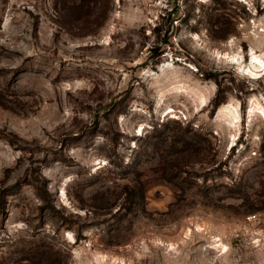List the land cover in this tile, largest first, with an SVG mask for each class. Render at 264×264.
Listing matches in <instances>:
<instances>
[{
	"label": "rangeland",
	"instance_id": "obj_1",
	"mask_svg": "<svg viewBox=\"0 0 264 264\" xmlns=\"http://www.w3.org/2000/svg\"><path fill=\"white\" fill-rule=\"evenodd\" d=\"M0 264H264V0H0Z\"/></svg>",
	"mask_w": 264,
	"mask_h": 264
},
{
	"label": "bare ground",
	"instance_id": "obj_2",
	"mask_svg": "<svg viewBox=\"0 0 264 264\" xmlns=\"http://www.w3.org/2000/svg\"><path fill=\"white\" fill-rule=\"evenodd\" d=\"M251 60L252 62L258 61V57H256L255 55L251 54ZM260 62V60H259Z\"/></svg>",
	"mask_w": 264,
	"mask_h": 264
}]
</instances>
